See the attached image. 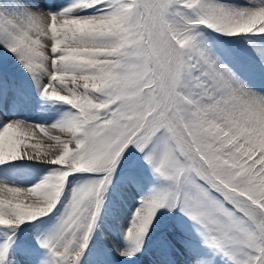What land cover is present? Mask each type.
Instances as JSON below:
<instances>
[{
	"label": "snow or ice",
	"instance_id": "6c2138e0",
	"mask_svg": "<svg viewBox=\"0 0 264 264\" xmlns=\"http://www.w3.org/2000/svg\"><path fill=\"white\" fill-rule=\"evenodd\" d=\"M5 53L0 264L132 260L165 214L189 264H264V0H0ZM32 88L51 124L11 118ZM26 161L50 167L21 187ZM116 184L135 205L94 251ZM153 246L174 264L168 232Z\"/></svg>",
	"mask_w": 264,
	"mask_h": 264
},
{
	"label": "rangeland",
	"instance_id": "374dc122",
	"mask_svg": "<svg viewBox=\"0 0 264 264\" xmlns=\"http://www.w3.org/2000/svg\"><path fill=\"white\" fill-rule=\"evenodd\" d=\"M7 61L10 63L9 59ZM31 97L40 100L39 96L35 93L34 88L31 90ZM133 158L134 157H131V159ZM140 175H145L147 177L146 171L143 170L140 171ZM118 187L119 184H116L115 187H111L109 193L107 194L105 206L101 211L100 219L98 221L97 230L94 234L93 240L90 242V247H92L94 251L103 248L105 245H108L110 241L121 243L119 236L121 226L116 224L117 222L113 220L114 216L112 212L115 211L119 213L124 219H126L130 207L124 206L122 202H120V200L116 197L115 193L118 190ZM175 219V217L169 216L167 214L161 216L160 220L156 224V227L152 230L150 237L147 240V245L141 255L133 258L132 260H126L116 255L113 250L111 264H143V262L144 264H158L156 259L155 263L153 262V258L156 255L153 244L154 241L161 236L162 232H168L169 238L172 240L174 245V264H189L188 256L183 249V240L185 237L179 232L173 230ZM45 222L47 223V218H45ZM104 222L109 224L112 231L108 230L107 228L104 230L101 227ZM23 235L28 243L34 244V237L30 236L27 232ZM148 253H152V258H147ZM84 264H94L93 256L89 255L84 260Z\"/></svg>",
	"mask_w": 264,
	"mask_h": 264
},
{
	"label": "bare ground",
	"instance_id": "6f19581e",
	"mask_svg": "<svg viewBox=\"0 0 264 264\" xmlns=\"http://www.w3.org/2000/svg\"><path fill=\"white\" fill-rule=\"evenodd\" d=\"M61 106H49L42 102L39 99L32 98L30 99L29 103H27L23 109L19 112V114L15 116H11V118H18V119H26L29 120L32 123L37 124H51L54 119L57 117L56 108H60ZM5 116H8L9 114L7 112L4 113ZM47 131L50 134L53 135H59L58 132H55L51 129H47ZM41 143L42 147L39 149V151L42 153L45 151L46 146L51 143L46 138L41 137L39 132L37 131L35 139L30 141V143ZM36 150V149H33ZM48 165L46 164H39L36 162L26 161L24 162V166L21 167L19 170H17L12 176L11 179L18 184L21 187H27L28 185L35 183L40 179L42 175H44L48 169ZM143 180L144 187L147 186V183L149 182L148 178L144 175L141 176ZM116 197L122 202V204L126 207H132L135 205V195H136V189L131 187H122L119 184L118 190L115 193ZM113 213V220L117 222L116 224H119L120 226L124 225L126 222V219H124L119 213L112 212ZM112 225V224H111ZM101 227L105 230L107 228L108 230H111V227L107 222H104ZM147 258H152V253H148ZM155 259L157 260V256L155 255L153 258V262L155 263ZM189 262V261H188ZM144 264V262H143Z\"/></svg>",
	"mask_w": 264,
	"mask_h": 264
},
{
	"label": "trees",
	"instance_id": "16d2710c",
	"mask_svg": "<svg viewBox=\"0 0 264 264\" xmlns=\"http://www.w3.org/2000/svg\"><path fill=\"white\" fill-rule=\"evenodd\" d=\"M8 55L5 53L3 56H0V64H4L6 59H8Z\"/></svg>",
	"mask_w": 264,
	"mask_h": 264
}]
</instances>
